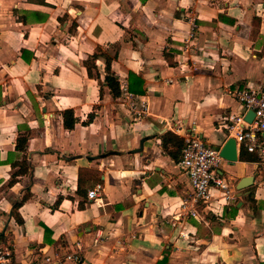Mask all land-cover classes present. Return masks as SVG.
I'll return each mask as SVG.
<instances>
[{"label":"crops","instance_id":"obj_1","mask_svg":"<svg viewBox=\"0 0 264 264\" xmlns=\"http://www.w3.org/2000/svg\"><path fill=\"white\" fill-rule=\"evenodd\" d=\"M98 48L119 86L146 98L143 119L101 87L103 57L99 79L88 75ZM240 87L264 89V0H0V244L12 264L70 252L83 262L63 264H264L258 153L221 162L237 202L197 221L177 215L191 194L181 154L161 149L178 126L220 151ZM80 170L90 180L78 194Z\"/></svg>","mask_w":264,"mask_h":264},{"label":"built area","instance_id":"obj_2","mask_svg":"<svg viewBox=\"0 0 264 264\" xmlns=\"http://www.w3.org/2000/svg\"><path fill=\"white\" fill-rule=\"evenodd\" d=\"M190 23L193 30L194 20L192 19ZM120 92L130 118L133 121L143 119L149 110L146 98L135 96L125 84L120 86ZM232 96L243 106V112L227 118L226 130L235 140L237 150L243 146L247 152L256 151L260 156L259 169L262 176L257 187L264 189V144L257 143L258 137L264 138V92L252 87H240L233 90ZM249 111L254 113L250 123L245 120ZM173 131L176 134L184 133L180 166L186 173L191 187L190 197L180 202L178 217L201 221L204 211L219 214L223 206L235 204L238 198L231 182L218 172L223 161L219 150L203 142L194 129L186 132L176 126ZM100 191L101 186L96 185L87 192V200L90 202L95 200ZM176 217L174 216L173 219ZM97 242L98 239H95L94 243ZM65 262L82 263L83 259L78 252H70L63 256L39 257L28 264H63ZM0 264H12L10 251L1 244Z\"/></svg>","mask_w":264,"mask_h":264},{"label":"trees","instance_id":"obj_3","mask_svg":"<svg viewBox=\"0 0 264 264\" xmlns=\"http://www.w3.org/2000/svg\"><path fill=\"white\" fill-rule=\"evenodd\" d=\"M102 49L98 48L97 51L90 57L88 58L84 65L86 67L87 73L90 77H94L96 79H99V74L97 72V65L95 63V60L98 59L99 56L104 58V79L101 82V87H107L110 91V94L112 97H118L120 95V86H119V81L116 78V76H114V74L111 72V60L112 58H110L108 55H106L105 53L101 52ZM163 55L167 61V63L172 66L173 62L171 60V58L169 57L168 54H166V51H163ZM96 72L95 74L93 72ZM61 116H62V124L64 129L66 130H72L75 126V124L77 123V118L74 116V112L72 109H67L61 112ZM92 119V115L88 116L87 122H90ZM85 123V124H86ZM26 138H18L17 140V145L16 148L23 151L26 149ZM160 141H161V149L162 151L169 156L172 160L177 161L179 159V154H181L182 149L184 147V140L177 136L176 134L167 131L165 133H163L160 136ZM240 161H244V157H242L241 153H240V157H239ZM26 171V169L22 170V173H24ZM87 171L85 170H80L79 171V177H78V188H77V193L81 194V187H84L87 185V182L90 180V176L88 173H86ZM26 199V198H25ZM24 200V199H23ZM60 200V199H59ZM59 200H57V204L59 202ZM20 204H17L16 206H14V210L17 211L18 207ZM82 204H79V208H82ZM236 212V208L233 206V214ZM16 219H18V216L15 214ZM20 221V220H19Z\"/></svg>","mask_w":264,"mask_h":264},{"label":"water","instance_id":"obj_4","mask_svg":"<svg viewBox=\"0 0 264 264\" xmlns=\"http://www.w3.org/2000/svg\"><path fill=\"white\" fill-rule=\"evenodd\" d=\"M262 92H264V89L262 90ZM253 117V111H249L245 116V120L250 123ZM219 155L229 165H233L238 161L239 152L237 150L236 143L233 138L230 137L227 139L223 147L220 149ZM252 182L253 177H245L236 184V190L241 191L243 189H246L252 185Z\"/></svg>","mask_w":264,"mask_h":264}]
</instances>
